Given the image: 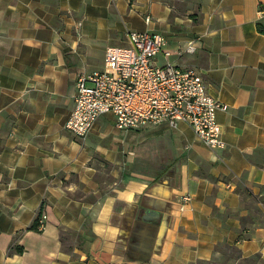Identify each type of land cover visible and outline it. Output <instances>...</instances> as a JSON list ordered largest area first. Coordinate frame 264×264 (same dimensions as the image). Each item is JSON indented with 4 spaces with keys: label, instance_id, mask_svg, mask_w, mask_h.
Listing matches in <instances>:
<instances>
[{
    "label": "crops",
    "instance_id": "obj_1",
    "mask_svg": "<svg viewBox=\"0 0 264 264\" xmlns=\"http://www.w3.org/2000/svg\"><path fill=\"white\" fill-rule=\"evenodd\" d=\"M263 30L264 0H0V264H206L221 248L264 264ZM130 31L165 36L158 64L198 71L228 106L224 149L111 114L66 129L78 78Z\"/></svg>",
    "mask_w": 264,
    "mask_h": 264
},
{
    "label": "built area",
    "instance_id": "obj_2",
    "mask_svg": "<svg viewBox=\"0 0 264 264\" xmlns=\"http://www.w3.org/2000/svg\"><path fill=\"white\" fill-rule=\"evenodd\" d=\"M146 21L150 23V17ZM165 46V36L151 31H130L126 45L109 46L104 69L78 78L74 109L66 129L85 137L101 116L111 114L118 130L162 124L175 129L186 124L211 150L224 149L217 113L227 111L228 106L210 95L198 71L174 64L160 66L157 57ZM193 51L190 45L187 52ZM165 55L171 52L165 51ZM191 201L190 195L182 196L181 211ZM46 219L43 214L39 230L45 229Z\"/></svg>",
    "mask_w": 264,
    "mask_h": 264
},
{
    "label": "rangeland",
    "instance_id": "obj_3",
    "mask_svg": "<svg viewBox=\"0 0 264 264\" xmlns=\"http://www.w3.org/2000/svg\"><path fill=\"white\" fill-rule=\"evenodd\" d=\"M121 139H124L123 142L120 141L119 143H115L114 142V137H112L109 139V143L111 145H118L120 152L122 151H134V153L140 157L141 152H142V147L141 145H133V144H129V141L127 142V140L123 137H119ZM111 147V146H109ZM122 183V182H121ZM252 208H254L253 204H250ZM221 259L220 260H214L211 262H208L206 264H260V261L257 259H254L253 257L250 259H242L241 255L239 252H237L234 249H230V248H221Z\"/></svg>",
    "mask_w": 264,
    "mask_h": 264
},
{
    "label": "trees",
    "instance_id": "obj_4",
    "mask_svg": "<svg viewBox=\"0 0 264 264\" xmlns=\"http://www.w3.org/2000/svg\"><path fill=\"white\" fill-rule=\"evenodd\" d=\"M263 31H264V30H263ZM247 192H248V191H247ZM249 193H250V196H252L251 192H249ZM43 214H44V213H43V211L41 210L40 213H39V215H38V217H37V219H36V221H35V223H34V225L32 226V229H34V230H39V220H40V218L42 217ZM253 258H254V259H257V260H259V261L261 262V258H260L259 255H256V256H254Z\"/></svg>",
    "mask_w": 264,
    "mask_h": 264
}]
</instances>
